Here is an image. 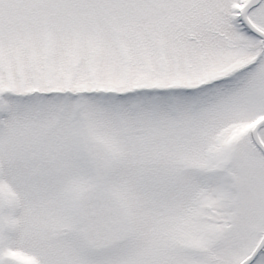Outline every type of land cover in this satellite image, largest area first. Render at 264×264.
Listing matches in <instances>:
<instances>
[{"label": "snow or ice", "instance_id": "snow-or-ice-1", "mask_svg": "<svg viewBox=\"0 0 264 264\" xmlns=\"http://www.w3.org/2000/svg\"><path fill=\"white\" fill-rule=\"evenodd\" d=\"M0 264H264V0H0Z\"/></svg>", "mask_w": 264, "mask_h": 264}]
</instances>
